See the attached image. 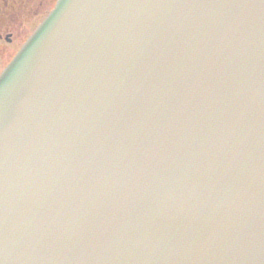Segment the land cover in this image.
Listing matches in <instances>:
<instances>
[{
    "label": "water",
    "instance_id": "obj_1",
    "mask_svg": "<svg viewBox=\"0 0 264 264\" xmlns=\"http://www.w3.org/2000/svg\"><path fill=\"white\" fill-rule=\"evenodd\" d=\"M0 264H264V0H59L0 77Z\"/></svg>",
    "mask_w": 264,
    "mask_h": 264
},
{
    "label": "rangeland",
    "instance_id": "obj_2",
    "mask_svg": "<svg viewBox=\"0 0 264 264\" xmlns=\"http://www.w3.org/2000/svg\"><path fill=\"white\" fill-rule=\"evenodd\" d=\"M53 0H46L40 3L36 9H31L29 11H18L19 13H24V19H28L21 23L20 26L10 28L7 32L8 40L0 41V50H2L0 56V69L3 65L9 61L11 55H14L15 51L21 46L25 39L29 36L32 25L45 13V11L51 6ZM38 4V3H37ZM37 10V12H35Z\"/></svg>",
    "mask_w": 264,
    "mask_h": 264
},
{
    "label": "flooded vegetation",
    "instance_id": "obj_3",
    "mask_svg": "<svg viewBox=\"0 0 264 264\" xmlns=\"http://www.w3.org/2000/svg\"><path fill=\"white\" fill-rule=\"evenodd\" d=\"M41 2H43V0H0V41L8 40L7 38L9 37L7 32L10 30V28L20 26L22 22L28 20L24 19V13H19L18 11H29L30 8L36 9ZM55 2L56 0L52 1L51 6L32 25V27H36L40 23V21L45 17L46 13L53 8ZM35 12H37V10H35ZM0 53H2V50H0Z\"/></svg>",
    "mask_w": 264,
    "mask_h": 264
}]
</instances>
